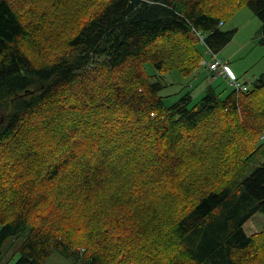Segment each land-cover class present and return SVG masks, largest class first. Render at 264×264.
I'll return each instance as SVG.
<instances>
[{"label": "trees", "instance_id": "16d2710c", "mask_svg": "<svg viewBox=\"0 0 264 264\" xmlns=\"http://www.w3.org/2000/svg\"><path fill=\"white\" fill-rule=\"evenodd\" d=\"M46 1L32 20L0 0V261L9 240L13 264H264V225L243 228L264 215V74L161 94L201 65L194 29L217 53L241 6L264 45V0Z\"/></svg>", "mask_w": 264, "mask_h": 264}, {"label": "rangeland", "instance_id": "374dc122", "mask_svg": "<svg viewBox=\"0 0 264 264\" xmlns=\"http://www.w3.org/2000/svg\"><path fill=\"white\" fill-rule=\"evenodd\" d=\"M11 1L23 14L27 13V18L32 20L39 19L38 13L44 8H47L50 4V2L46 0ZM51 9L52 15L63 17L69 14L72 15L62 2L55 6H51ZM224 21L222 27L226 30L234 29L235 32L232 39L218 50L217 53L215 52L216 56L217 58H227L230 67L234 69V71L240 70L241 72L237 75V80L241 84L247 85L248 89L253 88V82L264 74V45L259 41L261 21L247 6H241L236 9L234 13L225 15ZM201 44V50L203 52L202 60L208 63L212 59V56L206 52L207 48L205 45L203 43ZM231 52L232 55L228 58L227 55ZM200 64L195 74L192 73L185 76L177 70L163 73L166 86L161 91V94H171V97L165 98L166 102H173L186 90L191 92L196 102L202 97L209 83L215 87L222 97L226 96L234 89L225 76L224 78L216 77L213 79L212 73H210L212 71L208 69V66L206 64ZM203 67H206L208 71ZM147 69L152 71L150 64H147ZM213 73L216 74L215 72ZM263 225L264 215L257 212L244 223L243 228L246 233L250 234L261 230ZM82 251L83 249H80V255ZM2 252H4V255L2 256L0 264H13L18 257V253H16L14 246L10 244L9 240L3 246ZM80 262L81 261L76 258H66L58 251H53L43 264H79Z\"/></svg>", "mask_w": 264, "mask_h": 264}, {"label": "built area", "instance_id": "2783aa9c", "mask_svg": "<svg viewBox=\"0 0 264 264\" xmlns=\"http://www.w3.org/2000/svg\"><path fill=\"white\" fill-rule=\"evenodd\" d=\"M219 25H222V21H220ZM194 32L199 40H203L205 38V35L200 30L194 29ZM206 52L212 56V59L208 63L202 60V64H206L208 69L212 72H215L216 74H223L229 80L234 89L243 91L248 89L247 85L241 84L233 75V73L226 66L222 65L220 59L217 58L214 51L212 53V50L208 48ZM260 139L264 140V131L260 135Z\"/></svg>", "mask_w": 264, "mask_h": 264}, {"label": "crops", "instance_id": "0c3cea01", "mask_svg": "<svg viewBox=\"0 0 264 264\" xmlns=\"http://www.w3.org/2000/svg\"><path fill=\"white\" fill-rule=\"evenodd\" d=\"M232 55V52L231 53H229L227 56H228V58L230 57ZM222 58V57H221ZM222 59H224V58H222ZM225 61H227V63H228V65H229V61H228V59L227 58H225L224 59ZM229 67H230V65H229ZM205 70H207L208 71V69L206 68V67H203ZM231 68V67H230ZM231 70H232V72L234 73V75H235V77H236V79H238V77H237V75L238 74H240L241 72H240V70H236V71H234V69H232L231 68ZM210 72V71H209ZM196 73V71L194 72V74ZM198 73V72H197ZM210 73H212V76H213V79H215L216 77H223L224 78V75H218V74H214L213 72H210ZM218 75V76H217ZM227 79V78H226ZM210 84V83H209ZM208 84V85H209ZM207 85V86H208ZM206 86V87H207ZM252 233H254V232H252ZM252 233H250V234H252ZM248 234V233H247Z\"/></svg>", "mask_w": 264, "mask_h": 264}, {"label": "bare ground", "instance_id": "6f19581e", "mask_svg": "<svg viewBox=\"0 0 264 264\" xmlns=\"http://www.w3.org/2000/svg\"><path fill=\"white\" fill-rule=\"evenodd\" d=\"M137 8H138V6H137ZM133 12H134V11H133ZM199 41H200L201 43H203L207 49L210 48L208 45H206L204 39H203V40H199ZM210 49H211V48H210ZM211 50H212V49H211ZM212 53H213V51H212ZM218 59H220V61H221V63H222L223 66H226V67L232 72V70H231V68L229 67L227 61H225V60H223V59H221V58H218ZM232 73H233V72H232ZM233 75H234V73H233ZM234 76H235V75H234Z\"/></svg>", "mask_w": 264, "mask_h": 264}]
</instances>
